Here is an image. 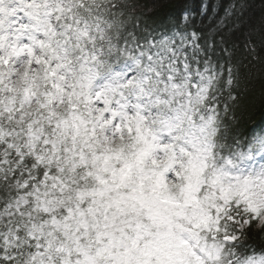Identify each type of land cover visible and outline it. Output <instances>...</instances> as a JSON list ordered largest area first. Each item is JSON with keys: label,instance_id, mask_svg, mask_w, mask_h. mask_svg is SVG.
I'll use <instances>...</instances> for the list:
<instances>
[{"label": "snow or ice", "instance_id": "6c2138e0", "mask_svg": "<svg viewBox=\"0 0 264 264\" xmlns=\"http://www.w3.org/2000/svg\"><path fill=\"white\" fill-rule=\"evenodd\" d=\"M248 6L205 33L142 0H0V264H264V123L238 116L264 16L221 31Z\"/></svg>", "mask_w": 264, "mask_h": 264}, {"label": "trees", "instance_id": "16d2710c", "mask_svg": "<svg viewBox=\"0 0 264 264\" xmlns=\"http://www.w3.org/2000/svg\"><path fill=\"white\" fill-rule=\"evenodd\" d=\"M232 0H142L146 6L145 11L156 23H166L169 18L180 22L183 13L187 10L196 27L208 33L217 21L225 16ZM264 16V0H249V6L243 17L230 21L221 27L222 34L237 44L242 43V33L250 24L259 25ZM237 56L248 64L246 54L238 49ZM247 80L243 87L239 116V127L242 130L251 129L264 123V69L259 63L246 67ZM249 243H254L250 240Z\"/></svg>", "mask_w": 264, "mask_h": 264}]
</instances>
